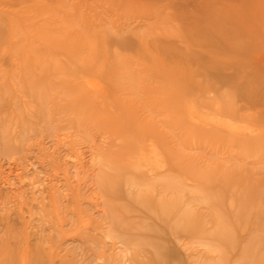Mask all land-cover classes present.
Segmentation results:
<instances>
[{"label": "rangeland", "instance_id": "1", "mask_svg": "<svg viewBox=\"0 0 264 264\" xmlns=\"http://www.w3.org/2000/svg\"><path fill=\"white\" fill-rule=\"evenodd\" d=\"M0 264H264V0H0Z\"/></svg>", "mask_w": 264, "mask_h": 264}, {"label": "bare ground", "instance_id": "2", "mask_svg": "<svg viewBox=\"0 0 264 264\" xmlns=\"http://www.w3.org/2000/svg\"><path fill=\"white\" fill-rule=\"evenodd\" d=\"M209 23H211V22H209ZM212 25H213V23H212ZM213 29H214V27H213ZM49 36H50L49 34H47L45 36L48 39L45 42L47 44L51 43L52 48L57 47V42H58L59 38L57 37L58 38L57 39V38L49 37ZM86 61H88V60H86ZM168 79H169V82L168 81L167 82L169 83L170 86L168 87V85H166V87H159L158 93H157L158 99L154 100V101L152 100V102L149 105L150 109L152 110V115H153L152 119L155 117L156 114H157L156 115L157 117H160L159 121H160L161 127H159V128H157V126H156L157 124H156L155 120H154V122H152L153 121L152 119L149 121L148 120H144V121L142 120L141 122L138 120V122H137L134 117H132L131 115H128L127 113H126L127 115H124V113L118 112V111H117L118 114L114 113V111L110 110V108L119 107V105H118L119 100L118 99L116 100V98H113L111 100H107L104 103L103 108H100V106H97L98 104H96V106H95V104L92 105V102H91V104L89 102H88L89 104L86 103L85 101H89L88 100L89 98H86V100L84 99V101H83L84 103L81 102L82 104H79L78 106H76V109L80 108L79 110H82V111H80L79 114L86 115L87 119H88V116L90 113L98 111V113H99L98 115H100L101 117L105 116V118H107L106 122L110 123V125L116 126L118 124L120 126V131L111 135V136H113V140H118V141H123V142L125 141L127 143H131L132 136H134V134H137L135 137L136 141L143 142L144 140H147L149 138H153V137L155 138L156 137V138H159L161 140V143H164L166 141L165 138H166L167 133H168L167 132L168 128H170V126L176 125L175 121H173V122L171 121L172 117H170V115H169V114H171V111L169 110V108L172 107V108H175L176 111H178V106L181 105V102L179 100L178 101L175 100L173 102L170 101V98L175 93L174 89H177L180 86H176L178 83L175 84L174 79H172L171 77H168ZM141 90L146 97L152 98V95H153L152 94V91H153L152 88L146 86L143 89L141 88ZM181 91H183V89ZM155 95H156V93H155ZM178 95H180V93ZM178 95L176 94V97ZM177 98H175V99H177ZM81 100H79V101H81ZM176 103H178V104H176ZM177 114H178V112H177ZM148 116H151V115H148ZM158 132H160V133L157 134ZM125 155H126V153H125ZM116 160H118V159H116ZM112 164L116 165L118 170H121L123 168L121 163L118 164V162H114ZM132 185H134V184H132Z\"/></svg>", "mask_w": 264, "mask_h": 264}]
</instances>
